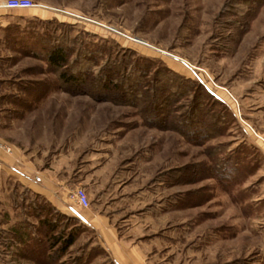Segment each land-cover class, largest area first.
Returning a JSON list of instances; mask_svg holds the SVG:
<instances>
[{
  "label": "rangeland",
  "instance_id": "1",
  "mask_svg": "<svg viewBox=\"0 0 264 264\" xmlns=\"http://www.w3.org/2000/svg\"><path fill=\"white\" fill-rule=\"evenodd\" d=\"M34 1L12 14L20 22L0 47V143L17 156L0 154V172L21 195L25 172L39 184L44 171L62 188L84 186L91 205L119 213L124 227H151L153 264H264V3ZM58 38L100 50V63L111 50L204 82L215 96L194 85L180 102L201 99L222 117L218 132L201 142L149 122L143 102L99 82L68 86L45 57ZM221 158L232 161L228 178L216 171ZM79 210L56 215L77 232L67 252L9 240L0 264H116Z\"/></svg>",
  "mask_w": 264,
  "mask_h": 264
},
{
  "label": "trees",
  "instance_id": "2",
  "mask_svg": "<svg viewBox=\"0 0 264 264\" xmlns=\"http://www.w3.org/2000/svg\"><path fill=\"white\" fill-rule=\"evenodd\" d=\"M246 1L257 7L264 3V0ZM46 46L45 57L48 64L59 71L61 79L68 86L86 88L85 85L90 82H99L102 87L114 89L115 95L124 97L126 101L137 104L143 102L142 110L149 122L177 127L191 138H199L201 142L210 138L217 130L222 117L206 108L201 99L193 96L188 102H180L194 85L201 86L215 96L202 81L187 77L172 67L155 68L153 61L151 63L152 59L114 57L111 50L104 62L100 63L101 57L99 59L100 55H97L100 50H88V47L83 50L75 42L67 43L60 38L46 43ZM80 61L83 64L80 69H76ZM96 66H99L98 69ZM153 68L155 70L152 71ZM216 164L215 168L220 176L228 178L233 173L231 159L221 158ZM27 204L38 217V226L43 233V236H38V229L33 227L34 239L39 240L40 245L49 243L50 248L55 246L60 253L67 252L76 241L77 232L73 229L67 233L64 221L60 225L56 215H72L62 212L47 197L38 193ZM73 217L80 218L78 215Z\"/></svg>",
  "mask_w": 264,
  "mask_h": 264
},
{
  "label": "crops",
  "instance_id": "3",
  "mask_svg": "<svg viewBox=\"0 0 264 264\" xmlns=\"http://www.w3.org/2000/svg\"><path fill=\"white\" fill-rule=\"evenodd\" d=\"M12 14L24 13L17 12V9H0V47L3 45L4 37L13 36L11 30L20 22ZM35 14L38 15L35 11L31 13V16ZM0 151L1 160L3 158L5 161L13 162L17 158L14 150L12 153L3 149ZM40 176L43 182L39 184L37 180H32L31 173L25 172L21 175L20 180L25 189L22 191L24 195H21L22 188L11 183L9 175L0 172V243L12 240L13 243L28 245L33 241V227L41 228L38 226V217L32 212L27 202L36 193L47 197L62 212L72 215L79 214L80 208L75 205L70 196L74 187L63 186L62 188L60 184L56 185L52 179L50 181L49 174L44 171ZM6 179H9L8 182ZM33 188L36 191H33ZM3 189L9 191L10 202L4 201L7 192ZM67 200L73 205L66 204ZM84 211L85 223L96 231L100 244L110 253L116 264H153L150 252L154 240L151 237L150 226L142 228L145 231L140 229L144 223L139 225L133 223L124 227L125 222L123 224L117 217L119 213L115 211L111 213L110 209L103 206L91 205Z\"/></svg>",
  "mask_w": 264,
  "mask_h": 264
},
{
  "label": "built area",
  "instance_id": "4",
  "mask_svg": "<svg viewBox=\"0 0 264 264\" xmlns=\"http://www.w3.org/2000/svg\"><path fill=\"white\" fill-rule=\"evenodd\" d=\"M37 3L34 0H0V9H18V8H30L36 6ZM1 147L7 152L12 153L13 147L1 141ZM71 199L79 208L86 209L91 206V199L87 189L84 186L78 185L71 191Z\"/></svg>",
  "mask_w": 264,
  "mask_h": 264
}]
</instances>
